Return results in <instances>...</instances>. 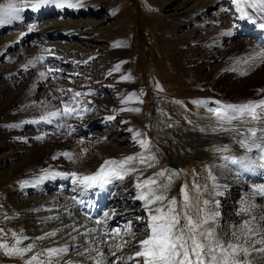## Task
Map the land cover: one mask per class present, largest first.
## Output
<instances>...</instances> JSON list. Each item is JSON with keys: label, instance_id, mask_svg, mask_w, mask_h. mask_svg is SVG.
<instances>
[{"label": "rangeland", "instance_id": "obj_1", "mask_svg": "<svg viewBox=\"0 0 264 264\" xmlns=\"http://www.w3.org/2000/svg\"><path fill=\"white\" fill-rule=\"evenodd\" d=\"M184 1L187 0H79L80 7L77 8H59L50 3L26 15L24 13L20 16L21 19L0 25V244L16 245L13 233L17 237H27V244H34L33 250L23 256L7 255L0 249V264H25L26 260L38 253H44L39 259L47 261L46 250L60 247H67L68 251L60 257H54L53 264H94L91 257L97 260L100 257L96 251L86 253L85 246L90 249L99 248L108 261H116V257L122 256L127 264H134L128 257L133 255L138 241L146 238L145 227L149 211L144 204L140 206L134 201L136 204L130 205L134 213L119 219L114 203L127 202L129 198L135 197L134 193L138 190L136 184L150 177L163 184L168 182L169 175L175 173L164 194L168 199L175 197L180 209L184 202L180 189L186 185L190 198L186 209L188 215L199 224L207 212L217 213L215 220L200 231L214 229L224 240L231 238V232L239 230L238 225L242 221L251 216H264V207L252 209L248 215L240 212L245 202L251 205L264 203V197L259 196L261 193H250L252 187H264V180L251 177L239 182L236 178L244 174L242 169L223 159L225 156L248 157L261 163L257 149L248 151L237 140L247 137L251 144V138L254 137L250 136L249 129H257L259 136V129L264 128V121L252 122L245 115L233 120L231 124L224 123V128L234 131H222L211 111L222 109L225 105H243L264 99L263 62L257 60L252 63L249 60L251 55H246L242 60L236 59L234 55L239 45L255 43L258 51L260 48L262 51L264 42L259 43L262 34L260 37H242L237 32L245 30L250 20L239 18L240 13L236 11L233 0H229L231 8L223 0L215 2L205 15H197L192 22H189L192 19L190 16H194L196 8L186 15V19L179 20L178 16L199 0L188 3H183ZM72 2L77 3L75 0ZM88 9L91 11H87ZM254 18L256 27L264 22L259 16ZM66 26L76 28L77 32H83L92 39L84 40L72 35L69 43L66 42L67 39H47V43L51 45L57 43L56 45H67L62 46L64 49L74 48L78 59H87V68L80 69L78 74L85 75L86 78L70 77L63 83L80 90L84 80H89L87 85L89 91L93 92L98 82L108 84L113 79L117 82L106 90L110 97L105 95L103 99L96 100L99 104L96 114L79 117L84 122L91 118L89 127H93L90 134L82 138L74 137L70 131H66L69 124L64 131H58L49 125L31 123L39 121L41 115L56 110L58 100L50 83L46 84L40 78L41 67L30 63L37 58L39 47L29 42L24 44L26 39L23 38L27 35L25 31L42 29L51 31L50 34L54 33L55 36L63 29V35H66ZM234 33L236 34L232 35ZM14 37L20 38L24 46L6 48V44ZM120 40L125 42L124 48L129 47L126 55L124 50L122 52L121 49H116ZM225 63L228 64L226 67ZM221 67L229 70L228 73H232L233 78L227 80L225 88L221 85L213 87L222 72ZM65 85L60 86L65 88ZM239 87L242 88L241 93L231 94V89ZM129 90L132 91L128 93ZM135 96L141 106L136 120L126 122L125 118L128 116L119 115V112L124 110L123 105H133L129 100ZM109 113H112L111 116ZM102 117L107 118L104 121ZM101 122H104L102 127L99 126ZM133 123L137 128L140 127L139 135H132ZM76 140L79 143L88 141L90 145L75 144ZM140 140L147 141L148 147H142ZM225 146L227 151H217ZM47 148L50 153L54 152L51 153L50 164L66 160L70 170L68 174L77 173L75 170L80 158L93 160L100 156L105 159L109 154L113 155L109 160L119 161L129 156L137 158L125 166L136 171L126 175L123 180L113 182V194L108 195V200H114L111 206L103 208V212L98 214H90L94 224L97 220L101 221L96 227L98 232H108L109 235L80 233L79 229L76 231L78 227L70 225L68 221L75 214L65 210L68 203L75 205L87 192L90 193L91 201L101 199L99 190L73 183L71 175V182L61 179L46 181L42 178L40 184H36L38 188L23 183V176L9 178L11 165L19 162L27 152H41L43 155ZM66 148L69 149L71 159L60 153ZM139 157L144 158V163L140 162ZM149 157L155 159H148ZM169 160L181 165V171L170 170L167 167ZM50 167L56 168L58 165ZM65 167L66 165L61 166L64 173ZM90 169L91 167L87 169L89 175L94 173ZM161 171L165 172L164 177L156 176ZM77 174L81 175L79 172ZM44 175L46 173H41V177ZM97 193L99 195L95 198ZM46 194H56L59 197L56 201H49L45 207L28 211L34 204L42 202L34 199L39 200ZM205 201H208L207 205ZM142 206L143 209L139 211ZM158 206L160 204L150 207ZM20 208L25 209L22 216L18 215ZM104 213L108 215L105 216ZM260 223L264 224V221ZM129 224L134 236L125 234ZM68 226H71L69 230ZM116 229L120 230V235L115 238V243H128L114 257L109 245H113L112 233ZM53 232L56 233L54 236L46 235ZM39 237L44 239H38ZM104 239L108 244L100 243ZM112 251H115L114 245ZM116 264L122 262L117 261ZM254 264H264V259L256 257Z\"/></svg>", "mask_w": 264, "mask_h": 264}, {"label": "snow or ice", "instance_id": "obj_2", "mask_svg": "<svg viewBox=\"0 0 264 264\" xmlns=\"http://www.w3.org/2000/svg\"><path fill=\"white\" fill-rule=\"evenodd\" d=\"M50 3H54L56 7L59 8L80 7L79 0H77V3H73L72 0H36L35 3H32L31 0L9 2L6 5H0V25H6L11 23L12 20L20 19L19 13L22 12L25 7H30L31 10L36 11L41 6ZM233 3L236 5V11L240 13L239 18L250 20L255 24L256 20L254 17L259 16V18L264 21V0H233ZM246 9H250L251 11ZM259 27L264 29V22H261ZM29 31H32V29H29ZM40 60L41 58L37 57L34 62L30 63L35 66V63ZM249 60L252 63H255L257 60L264 62V51H256L249 57ZM51 71V69L48 70L49 73ZM39 75L41 79L47 78L46 73L43 71L40 72ZM125 79H127V77H125ZM68 91H71V89ZM81 95L82 93L75 92L68 102L61 100V104L63 105L62 108H57L54 111L47 112L45 115H41L40 120L50 124L53 122L52 118L68 117L78 114L77 108L71 105L73 103H78L76 98ZM131 110L139 111V109ZM211 111H213L217 122L221 126L220 130L234 131V129L224 128V123L227 122L231 124L233 120L240 119L245 115L248 116L252 122L259 123L264 121V99L250 101L243 105H225L222 109H212ZM259 133L258 136L257 129H249L250 136L256 138L259 142L253 141L249 144L247 137H244L243 139H238L237 143L248 151H252L253 148L257 149L260 154L259 160L264 161V128L259 129ZM137 135H139V133H137ZM139 143L144 148L148 147V142L145 140H140ZM227 150L226 146L222 149H217V151ZM84 151L87 150L85 149ZM62 155L71 159L70 153H63ZM135 159L137 158L129 156L119 161L105 160L99 169L90 175H78L77 173H61L59 175H71L73 177V183H78L85 187H103L104 185L110 184L114 179L123 180L126 175L136 171L134 168L125 167L131 164ZM139 159L141 163H144L143 157H139ZM148 159L155 158L149 157ZM223 159L233 165H239L242 170L254 171L257 166L264 169V162L258 164L257 160L248 157L235 158L225 156ZM225 166H227V164ZM164 175V171L156 173V176L159 177H164ZM172 175H175V173L168 176L167 183L160 184L157 180L150 177L136 184L137 189L140 190L137 198L144 201L145 207L148 208L149 216L145 227V232L147 233L146 238L138 241L133 255L129 256L128 260L133 261L134 264H254L256 257L264 259V224L260 223L264 221V216H251L250 219L242 221L241 224L238 225L239 230L231 232V238L228 240H224L218 236L214 229L200 231V229L209 224V222L215 220L217 213L207 212L204 219L199 224L196 223L192 216L188 215L186 211L190 201L186 185H183L180 189L184 202L182 208L178 209L176 198L173 197L168 199L164 194V191L168 189L172 182ZM256 191L264 194V189H258ZM165 201H167V204H164ZM204 203L207 205L208 201ZM155 204H160V206L155 208L150 207ZM254 208L255 205L245 202L240 212L248 215ZM104 215L107 216L108 214L104 213ZM96 223L100 225L101 221L97 220ZM90 232L97 233L98 236L110 234L108 232L101 234L97 229H92ZM55 234L56 233L53 232L47 233L46 235L54 236ZM125 234L135 235L130 224L126 227ZM12 235L16 237V245L9 246L8 244H0V249H2L5 254L23 256L25 253L33 250L34 244L31 243L24 247L19 246L23 240L28 239L27 237H17L15 233ZM112 235L115 251H112L113 245H109V250L111 255L116 257V252H122L124 246L128 242L115 243V238L120 235L119 229H116ZM38 239H44V237H39ZM100 243L108 244V241L101 240ZM67 251V247L47 249V261L39 259L40 255L44 253H38L26 260L25 264H53L54 257H60ZM91 251H96L97 255L100 257L98 260L95 259V257H91V259L94 260V264H116L117 261H121L122 264H127V261H125L122 256L116 257V261H108L99 248L90 249L85 246L86 253ZM84 254L85 253H81V255ZM241 257H243V259ZM68 264H71V262H68Z\"/></svg>", "mask_w": 264, "mask_h": 264}, {"label": "bare ground", "instance_id": "obj_3", "mask_svg": "<svg viewBox=\"0 0 264 264\" xmlns=\"http://www.w3.org/2000/svg\"><path fill=\"white\" fill-rule=\"evenodd\" d=\"M77 2V0H75ZM173 1V0H172ZM191 2L193 0H187V1H184L183 3H188V2ZM198 1V0H196ZM217 1H220V0H199L195 5H192V6H189L187 8V10L183 11V12H180L179 13V20L181 19H186V15L190 14L193 12V8H196L197 11L195 12L194 16H190L192 19L189 20V22H192L194 21V18H196L197 15H201V14H206V11L209 7H211L212 5L215 4V2ZM9 2H18V0H0V5H6L7 3ZM32 3H35L36 0H31ZM226 2V0H225ZM96 5H93V7H95ZM92 7V6H91ZM90 7V8H91ZM30 8V7H25L24 10L22 12H25L27 11V9ZM45 8V7H44ZM43 8V9H44ZM45 10V9H44ZM48 10V9H47ZM87 11H91L90 9H88ZM43 12V11H42ZM26 13V12H25ZM203 15V16H204ZM21 16V15H20ZM19 24H22V23H19ZM245 25V24H244ZM18 28V27H16ZM30 28V27H29ZM65 29L67 30V33H65L67 36H70L72 35L74 38H80V39H86V40H90L92 39L91 36H86V34H84L83 32H80L78 31L77 32V29L76 28H71L69 26H66ZM29 30V29H28ZM58 31V30H57ZM32 32V31H31ZM53 32V31H52ZM59 32V31H58ZM64 31L63 29L60 30V33L62 34ZM54 34V33H53ZM56 36V35H55ZM252 36V35H251ZM91 37V38H90ZM94 38V37H93ZM24 39V38H23ZM75 40V39H73ZM96 40V39H95ZM21 39L18 38V37H14L9 43L6 44V48H9V47H13V48H16V47H22L24 45L21 44ZM123 40H120L117 42L116 44V49L117 50H124V55H126V52L128 51L127 49L129 48H124V44L125 42H122ZM244 42V41H243ZM241 43V42H240ZM239 43V44H240ZM257 44V43H256ZM122 46V47H121ZM261 47V46H260ZM4 48V47H3ZM25 48V47H24ZM23 49V48H22ZM238 50L234 51V52H237V53H234L235 55V58L236 59H241L243 57L246 58V55L248 57V55H253L256 51H258V48L257 46L255 45H239V47L237 48ZM262 49V48H260ZM259 49V51H260ZM0 52H2V46H0ZM4 50V49H3ZM20 50V49H19ZM25 50V49H24ZM264 51V49L262 50ZM127 60V59H126ZM242 60V59H241ZM232 62V61H231ZM201 63H204V61L201 60ZM229 63V62H228ZM262 67L264 66V62L261 63ZM201 65V64H200ZM204 65V64H203ZM228 64L225 63V66L226 67ZM124 66H126V63L124 64ZM258 66V65H257ZM223 67V66H222ZM221 67V68H222ZM224 68H222V72H220V76L216 78V82L213 83V87L215 86H223L225 88L226 84H227V80L230 79V78H233V74L232 73H228V71L226 70H223ZM117 70V69H116ZM262 70V69H261ZM71 69H68L66 70V72H70ZM115 72V71H114ZM263 72V71H262ZM262 74V73H261ZM71 79L70 77H67L66 80H69ZM133 80V78H132ZM233 81V80H232ZM111 83V82H108V84ZM255 83V82H254ZM240 85V84H239ZM254 85V84H253ZM256 86V85H254ZM240 88V89H239ZM237 89H231V94H235L237 95V93H241V87H239ZM109 92H107L106 94H108ZM234 95V96H235ZM262 95V94H261ZM129 102H131L133 105L129 106L127 104L128 107H124L123 105V108L124 110L122 109V111L119 112V115H127L125 117L126 122L128 121H135L136 119V115L138 114V111H133L131 109H139L140 106H141V102H139L138 98L135 96V98L129 100ZM115 115V114H113ZM107 118V117H106ZM106 118H103L102 119L105 121ZM113 118V116H112ZM111 118V119H112ZM102 120V121H103ZM114 120V119H113ZM108 121V120H107ZM129 122V123H130ZM134 125H131V133L132 135L134 133H139L141 131L140 127L137 128V126H135V123H133ZM138 124V123H137ZM60 125V124H59ZM102 127V125H101ZM258 127V126H257ZM258 131V130H257ZM258 135V134H257ZM135 136V135H134ZM138 136H136L137 138ZM135 138V139H136ZM243 139V138H242ZM68 143H69V140H67ZM77 141V140H76ZM251 141H255V142H259V140H256V138H251ZM82 143H79V141L77 142H74L75 144H81L83 146H88L90 145V142H85L84 140L81 141ZM70 144V143H69ZM67 146V145H66ZM69 147V146H68ZM62 148H65V147H62ZM72 148V147H71ZM54 149V148H53ZM56 149V148H55ZM49 148H47L45 150V153L43 155H41L40 153H36V152H27L26 155L22 156L20 159L19 162L17 163H14L13 165H11V168H10V172L8 173V176L9 178H14L16 176H23L22 178V181L23 183H26L27 185H30L31 187H36V184L39 183L41 181V179L43 178V180H46V181H56L58 179H61V180H64L65 182H71L72 178H70L69 175L65 176V175H59L63 172V170L61 169V166L63 167L64 165H66V167L64 168V170H66V173H69L70 170L68 169V165L66 164V160H62L61 162H56V164L54 165H51L50 163V160L52 158V154L51 153H54V152H49ZM67 150V148H66ZM64 151V152H61L60 153H68L69 152V149L67 151ZM253 150V149H252ZM43 151V150H42ZM57 151V150H56ZM258 151V150H257ZM104 153H108V152H104ZM258 154H259V151H258ZM54 156V155H53ZM55 156H57V153L55 154ZM54 156V157H55ZM60 156V155H59ZM110 157H113V155H107L106 158H102L100 156H96L90 160L87 159H81L80 158V163L78 164V166L76 167V172L78 173H81V175H89V172L87 171V169H89L91 167V169L89 171H97L99 169V167L101 166V164H103V162L105 160H109ZM62 159V158H61ZM254 160V159H253ZM264 162V161H262ZM259 164V162H258ZM56 168H51L50 166L54 167V166H57ZM130 167V166H129ZM127 168V167H126ZM244 174L240 177H237L236 179L240 181H246L248 179H250L251 177H254L256 178V180H262L263 177H264V169H261L259 168L258 166L255 168V173L252 171V173L250 171H247V170H241ZM41 173H46V175H44L43 177H41ZM64 173V172H63ZM242 174V173H241ZM80 175V174H79ZM235 179V180H236ZM113 182H116V180L114 179L110 184H107V185H104L103 187H98V186H94V187H90L92 190L93 189H96V190H99L101 192V199H98V200H94V201H91L90 200V193L87 194L85 193V195L79 200V202H77L75 205H71V203H68L65 207V210H70L72 211L71 213L75 214L74 217H69L68 221H69V224L72 225H76L78 228H76V231L78 230L80 233L84 232H89V233H93V232H90V230L92 229H95L97 227V224L92 221V219L90 218V213L93 212V213H99L100 211H102L103 208L107 207V206H111V202L114 201L113 199L112 200H108V195L110 193L113 192V188H112V184ZM43 183V182H42ZM40 184V183H39ZM260 186V185H259ZM38 188V187H36ZM258 189H264V187H252L250 188V193L252 192L254 195H259L260 193L257 192L256 190ZM39 190V189H38ZM38 190H35L36 192H38ZM139 191L140 190H137L135 191L134 195L135 197L133 198H129V200H126L127 202L125 201H120V202H115L114 203V206H117V212L119 214V219H124L125 217L127 216H130L132 215V213H134L133 210L130 209V205H135L136 203H133L134 201H137V204H139L141 206V204H144L145 203L143 202V200H140L138 199V195H139ZM248 193H249V190H248ZM113 194V193H112ZM261 196L262 198L264 197V194H261L259 195ZM42 197V196H41ZM59 196L56 195V194H49L46 196H43L42 198H40L39 200L38 199H34V201H42L41 204L40 203H36L34 204L32 207H30L28 209V211H32V210H36V209H39V208H42L43 206H47V203L49 201H56V199L58 198ZM103 198V199H102ZM28 201H32V200H28ZM68 201V200H67ZM96 202H97V205H96ZM55 206V205H54ZM264 207V203H260L259 205H255V208H260L262 209ZM155 208V207H154ZM254 208V209H255ZM143 209V206L142 207H139V211ZM24 210L25 209H18V215H24ZM106 211V210H105ZM103 212V211H102ZM55 215V214H54ZM95 215V214H94ZM113 217H115L116 215H112ZM134 218V217H132ZM128 219V218H127ZM71 226H68V230L70 229ZM73 228V227H72ZM75 228V227H74ZM97 229V228H96ZM104 230V229H103ZM98 231V229H97ZM101 231V230H100ZM102 232V231H101ZM99 232V233H101ZM71 233V232H70ZM99 236H102V235H99ZM105 240V239H104ZM27 241L29 242V240H23L21 242V244L19 245L20 247L21 246H25L27 244ZM104 245V244H103ZM102 245V246H103Z\"/></svg>", "mask_w": 264, "mask_h": 264}, {"label": "water", "instance_id": "obj_4", "mask_svg": "<svg viewBox=\"0 0 264 264\" xmlns=\"http://www.w3.org/2000/svg\"><path fill=\"white\" fill-rule=\"evenodd\" d=\"M167 167H169L170 169L176 170V171L179 170V165L172 160H169L167 162Z\"/></svg>", "mask_w": 264, "mask_h": 264}]
</instances>
